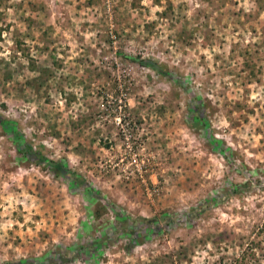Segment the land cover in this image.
Here are the masks:
<instances>
[{"label":"rangeland","instance_id":"obj_1","mask_svg":"<svg viewBox=\"0 0 264 264\" xmlns=\"http://www.w3.org/2000/svg\"><path fill=\"white\" fill-rule=\"evenodd\" d=\"M0 114L111 200L96 218L0 126V262L59 261L58 245L56 264H264V0H0ZM166 213L124 248L119 216Z\"/></svg>","mask_w":264,"mask_h":264},{"label":"trees","instance_id":"obj_2","mask_svg":"<svg viewBox=\"0 0 264 264\" xmlns=\"http://www.w3.org/2000/svg\"><path fill=\"white\" fill-rule=\"evenodd\" d=\"M133 60L135 62H137L139 65L153 69L157 73H159L163 76H169V72L166 69H164L160 65H157V63L155 61H152L151 59L141 58V57H133ZM194 99L196 100V102L200 101L198 96H196ZM194 102H191L189 104V110H190V113L192 114V116H194V118L196 120H198V122H200V124H201V122L204 121V117H201V115L199 114V106L197 105V103L194 104ZM121 105L125 108V113L123 114V116L124 117L128 116L127 112L129 110V108H128V105H127L125 99H123ZM0 126L6 132L10 133V135L12 136V139L15 141L16 151L19 154H21L22 156L27 158L29 161H31V162L39 165V166H42V168L49 170L55 177H61L63 179H67L68 181H70L71 185L72 184L84 185L86 187L88 193L90 194V196L95 198V206H94L92 212L96 218H99L100 215L104 211H106V209H107L106 205L111 200L105 199L103 201L102 197H101V192L99 190L94 189V187L89 182H87V179L85 178V176H83L81 173H78L76 171L69 169L65 162H63L61 160L49 159L43 153L34 149L33 146L31 145V143L24 139L23 134L17 128L16 122L13 119H9V118L0 114ZM105 145L109 146L110 142H107ZM251 186H252V184L250 183L249 179H246L243 182H239L237 184H234L232 186L225 188V190L222 192L221 196L222 197H230V196L238 194L242 191L250 190ZM217 199H218L217 196L213 197L212 201H218ZM206 203L208 204L209 202H204V204H206ZM203 205H202V207H203ZM194 211L196 213L198 210H196L195 207H192V209H190L188 212L192 213ZM121 216H119L120 226L117 228V230L124 231V232H127L130 234V236L128 237L129 240L124 244V248L127 251H130V249L134 245L142 244L145 241L144 233L141 231L142 229L138 227L139 226L138 223L142 222L144 224L147 223L150 225L151 222H154L151 224V227H150V229H151L150 231H152V233H153V232H156L160 229V225L158 224V222L156 223V221L164 219L165 217L167 219L168 218H170V219L174 218L173 214L170 215L168 213H166V214H155L151 217L139 215L137 217L129 218V216L127 214L124 216L123 215H121ZM191 216H193V214ZM175 220L179 221L180 219L175 218ZM111 236H112V234L106 232V233H102V234L97 235L96 237H94L91 240L83 241L79 245H76L74 247L75 252L77 250H80L79 252L82 256H85L87 251H89L91 253H95L99 249V247H102V246L106 247L112 243V239H110ZM54 250L58 251V255H59V257H61V259L59 261H54L51 258L53 256H49L47 258L46 262L45 261H39V260L37 262H39L41 264H56L60 261L65 262L67 260L69 251L66 247L64 248L62 246L56 245ZM79 252H77V253H79ZM73 255H77V254H73ZM242 258H243L242 256L235 257V258L230 260L231 262H228V263L239 264V262H241ZM23 263L33 264V261L32 260L31 261L30 260H5V261L0 262V264H23Z\"/></svg>","mask_w":264,"mask_h":264}]
</instances>
